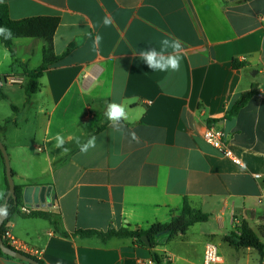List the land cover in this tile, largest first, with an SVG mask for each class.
I'll return each instance as SVG.
<instances>
[{
  "label": "crops",
  "instance_id": "crops-1",
  "mask_svg": "<svg viewBox=\"0 0 264 264\" xmlns=\"http://www.w3.org/2000/svg\"><path fill=\"white\" fill-rule=\"evenodd\" d=\"M0 3L14 21L59 19L53 47L61 59L30 98L21 64L38 68L45 43L18 39L13 57L0 41V79L22 81L0 87V127L13 120L0 131V140L15 187L22 188L23 205L27 187L51 188V203L38 212L53 215L69 234L56 233L48 220L14 215L8 222L12 233L31 255L45 264H153L149 247L133 239L102 242L75 234L166 224L186 198L210 221L162 241L188 244L191 231L200 227L193 236L204 240L201 264L205 245L242 222L257 235L264 227V201L254 178L264 176V101L255 95L236 117L226 116L244 93L264 88V0ZM105 16L113 18V26H103ZM97 34L102 40L94 47ZM168 36L183 41L181 69L152 72L138 53L159 48ZM234 61L243 66L234 68ZM111 102L128 108L123 132L114 131L105 116ZM207 126L226 132L243 168L204 142ZM57 133L64 136L67 152L54 147ZM92 135L96 147L82 154L76 138L84 143ZM0 191L6 193L2 206L9 191L2 154ZM160 246L155 251L173 264V253ZM0 264L28 263L1 258Z\"/></svg>",
  "mask_w": 264,
  "mask_h": 264
},
{
  "label": "trees",
  "instance_id": "trees-1",
  "mask_svg": "<svg viewBox=\"0 0 264 264\" xmlns=\"http://www.w3.org/2000/svg\"><path fill=\"white\" fill-rule=\"evenodd\" d=\"M58 26L59 19L54 17H35L14 21L10 18L8 6L0 3V28L10 30L12 34L11 38L7 39L4 35H0V41L13 57L15 56V41L18 39L40 40L45 43L43 49V61L38 68L30 69L28 65L21 64L23 69L22 75L28 81L25 86V90L29 98L41 89L40 79L43 77V75L61 59V57L55 55L53 47V39ZM242 66L243 64L239 63L238 61H234V68L239 69ZM255 95H257L256 89H252L251 91L244 93L226 116L227 119L236 117ZM13 110L16 112L18 109L13 107ZM11 123H13V120L7 119L4 123V126L0 127V131H3ZM0 154H2L1 151ZM12 173L14 175V172ZM21 190L22 188L16 187L17 200L14 201L13 199H10L7 203V218L2 225L1 235L4 234L5 226L11 220V218L14 215L20 213L19 208L23 205L21 200ZM5 203L6 200L4 204ZM26 217H36L48 220L52 223L56 233L64 237H69V234L62 232L59 229L58 222L53 219V215L51 214L38 212ZM210 219V215L202 212L201 210L193 208L189 199L186 198L183 202L182 209L179 211V214L177 216H173L169 223H156L148 229L137 231H130L128 229H123L118 232L114 230H109L107 232L79 231L75 234V236H79L84 239L97 237L102 242H107L113 238L133 239L138 245L149 247L151 250L153 264H163L164 258L159 255L155 249L161 245V241L164 237H167L170 240L179 235H186L193 226L197 224L208 223ZM143 237H147L149 246L145 245L142 240ZM222 240L237 250L254 249L258 251L261 258L264 259V243L261 242L259 237L250 228L247 222H242L239 227H235V229L231 233L225 235ZM6 246L10 248V246L7 244ZM27 256L34 259L39 264H45L37 256ZM1 258L14 259L5 255L0 249V259Z\"/></svg>",
  "mask_w": 264,
  "mask_h": 264
},
{
  "label": "clouds",
  "instance_id": "clouds-1",
  "mask_svg": "<svg viewBox=\"0 0 264 264\" xmlns=\"http://www.w3.org/2000/svg\"><path fill=\"white\" fill-rule=\"evenodd\" d=\"M102 24L104 27L113 26L114 20L109 16H105L102 18ZM0 35H4L7 39L11 38L12 34L10 30L0 28ZM101 40L102 36L97 34L93 39V46L95 47L98 45ZM183 52V41L179 37L168 36L159 41V48L148 47L140 50L138 55L152 72L167 73L169 71H180ZM133 54L136 55V52ZM105 116L114 131L123 132L124 125L122 124V121H127L129 119L128 108L124 103L111 102L107 105ZM128 135L131 137L132 141L139 142V137L135 132H129ZM54 140L55 148L61 149L64 152L68 151V149L64 147L66 141L62 134L57 133ZM76 144L79 147L80 152L86 154L90 149L96 147V137L92 135L88 138L87 142L84 143H82L77 137ZM5 195V192L0 191V199H3ZM7 210V203L0 206V217H6Z\"/></svg>",
  "mask_w": 264,
  "mask_h": 264
},
{
  "label": "built area",
  "instance_id": "built-area-1",
  "mask_svg": "<svg viewBox=\"0 0 264 264\" xmlns=\"http://www.w3.org/2000/svg\"><path fill=\"white\" fill-rule=\"evenodd\" d=\"M22 81L14 79V78H4L0 79V87L4 84H21ZM257 95L264 101V88L259 89ZM202 139L206 144L215 149L218 154L222 157L227 158L235 165L243 168V164L239 157H237L233 150L230 147V143L228 141V136L226 132L215 127V126H207L205 131L202 134ZM254 178L256 181L260 183L261 190V199L264 201V176L260 174H255ZM40 206L37 205H29L24 204L20 209V214L24 216H31L34 213L39 211ZM2 239L10 246V248L21 252L25 255H31L30 250L26 247L25 244L19 242L12 233V227L9 223L5 226L4 234L2 235ZM137 264H144L142 261H138ZM202 264H225L224 257L220 253V250L216 244L213 242H208L205 245L204 254ZM264 264V262H263Z\"/></svg>",
  "mask_w": 264,
  "mask_h": 264
},
{
  "label": "rangeland",
  "instance_id": "rangeland-1",
  "mask_svg": "<svg viewBox=\"0 0 264 264\" xmlns=\"http://www.w3.org/2000/svg\"><path fill=\"white\" fill-rule=\"evenodd\" d=\"M239 226L240 225H237L236 227ZM199 228L200 227H197V229L191 231L190 239L188 240L190 243L188 244L183 243L184 240H176L172 243L164 240L162 241L160 248H166L173 253V264H201L200 253L203 248L202 243L204 240L194 238L193 236L196 232L195 230H199ZM227 233L228 232H224V236L225 234L227 235ZM257 235L261 239L262 243H264V227L258 229ZM224 236L218 235L216 238H213L211 242L218 246L220 253L224 257L225 264H261V262L263 264L264 259L261 258L258 251L254 249L237 250L222 240ZM163 258L164 264H169V260H165V257Z\"/></svg>",
  "mask_w": 264,
  "mask_h": 264
},
{
  "label": "water",
  "instance_id": "water-1",
  "mask_svg": "<svg viewBox=\"0 0 264 264\" xmlns=\"http://www.w3.org/2000/svg\"><path fill=\"white\" fill-rule=\"evenodd\" d=\"M0 151L3 155L5 164H6V175H7L8 186H9V191L6 197V203H8L10 199H13L14 201H16L17 196H16V187H15V183L13 179V173H12L9 157H8L6 148L1 140H0ZM51 193H52L51 188L30 186L25 189L24 194H23V199H24L25 204L45 206L47 203H51ZM6 218L7 216L0 217V249L1 251L5 255L11 258L26 262L28 264H39L37 261L30 258L29 256L6 246L5 242L2 239V235H1V228ZM142 240L146 246H149V241L147 237H143Z\"/></svg>",
  "mask_w": 264,
  "mask_h": 264
}]
</instances>
